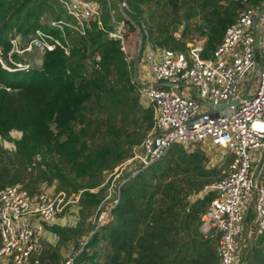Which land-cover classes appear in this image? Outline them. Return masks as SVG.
<instances>
[{
    "label": "trees",
    "instance_id": "16d2710c",
    "mask_svg": "<svg viewBox=\"0 0 264 264\" xmlns=\"http://www.w3.org/2000/svg\"><path fill=\"white\" fill-rule=\"evenodd\" d=\"M125 1L127 30L139 28L142 40L150 42L158 24L153 21L150 31L146 29L142 5L151 0ZM165 1L172 7L162 20V35L156 43L186 50V42L176 38L173 28H181L186 39L190 21L200 18L197 28L200 37L206 38L204 54L216 48L241 12L264 4V0ZM245 3L250 7L245 8ZM54 20H72L57 0H0V48L4 57L11 49L12 37L28 39L37 29L62 42L65 34L71 45L69 55L61 46L44 51L41 64L28 70L9 71L0 65V137L21 132L14 142L16 154L24 162L33 163L39 157L68 165L75 174L73 178L55 164L61 188L65 186L79 195L82 207H99L107 185L104 172L113 173L129 154L126 149L109 146L90 152L86 127L92 115L100 111L110 120L115 113L123 114V140L132 149L152 129L155 109L151 104H141L127 56L121 42L109 37L107 30L113 27L106 18V30L93 20L85 35L69 26L64 30L53 26ZM14 59L29 61L19 54H14ZM139 113L148 120L147 128L143 132L127 129L130 115ZM96 120L104 122V118ZM109 129L121 132L115 124ZM193 144V149L191 144H175L147 169L121 178L119 182L130 177L120 186L118 203L116 199L108 219L99 228L91 225L76 246L77 250L82 248L77 256L80 264H218L217 236L201 231L213 193L203 197L197 194L205 184L221 178L224 168L211 165L204 143ZM229 161L230 157L226 158L223 165ZM85 178L86 182L79 181ZM14 183H21V178L3 179L0 175V187ZM24 186L35 192L31 186ZM252 217H248L249 222ZM84 232L81 230V235ZM244 249L241 261L264 264V232Z\"/></svg>",
    "mask_w": 264,
    "mask_h": 264
},
{
    "label": "built area",
    "instance_id": "2783aa9c",
    "mask_svg": "<svg viewBox=\"0 0 264 264\" xmlns=\"http://www.w3.org/2000/svg\"><path fill=\"white\" fill-rule=\"evenodd\" d=\"M57 1L72 20H54L53 26L62 30L69 26L85 35L94 20L105 29V16L94 0ZM120 3L125 12L127 2ZM107 32L121 42V50L128 57L132 45L126 20ZM64 37L62 42L42 29H37L25 43L20 35L12 37L7 57L0 48V65L9 71L28 70L33 64L15 60L14 54L23 56L35 48L44 52L61 46L69 55L71 45L65 34ZM205 47L203 38L186 50L169 47L156 54L150 51L146 80L136 71L133 80L137 91L154 107L155 122L128 157L133 163L128 175L135 176L161 160L175 144L208 142L224 148L230 154L224 176L205 184L197 194L203 197L213 193L202 217L201 231L217 236L218 264H247L237 250L239 238L249 224L248 217L254 216L252 228L257 234L264 232V4L241 12L208 56H203ZM253 69L258 87L249 95L251 84L242 82ZM232 100H239V105L214 108ZM130 177L119 182V188ZM79 197L66 191L32 192L21 183L0 187V258L7 257V264H41L45 225L56 224ZM112 207L101 212L96 228L108 219ZM81 250H68L60 264H80L77 256Z\"/></svg>",
    "mask_w": 264,
    "mask_h": 264
},
{
    "label": "rangeland",
    "instance_id": "374dc122",
    "mask_svg": "<svg viewBox=\"0 0 264 264\" xmlns=\"http://www.w3.org/2000/svg\"><path fill=\"white\" fill-rule=\"evenodd\" d=\"M98 3L103 11V16L108 20V23L114 27L118 22H122L125 19H129L123 12L121 3L117 0H94ZM170 3L162 0V2L154 3L151 0L148 4L142 5L143 18L145 19V24L147 25L146 29L150 31L149 26H151L156 21L158 24L157 29L154 30V34H150L149 40H142L141 30L139 28L135 30H129L130 43L132 48L127 59L131 67V72L133 79L135 78L136 71L140 75L143 81L146 80L147 69H149L148 53L152 51L153 53H158L161 48H169L168 46L159 45L157 40L161 37L160 34L162 27V20H165V17H168ZM250 7V4L245 3V8ZM154 17V20H153ZM45 22V21H44ZM200 18L193 19L190 21L191 27L187 34V38L183 39L181 34V28L174 30V35L178 40L186 42L187 47L191 44L200 42L203 38L200 37L199 29L197 28L200 23ZM164 25V24H163ZM26 39L23 38L22 43H25ZM136 43V44H135ZM141 45H144L141 52L139 49ZM43 51L35 48L32 51L26 52L23 57L27 58L33 66H39L43 59ZM211 52H207L203 56H208ZM255 69L251 70L246 74L242 84H251L249 95H253L258 87V76L253 78ZM137 89V87H136ZM138 93V91L136 90ZM139 94V93H138ZM140 102L144 107L149 106L148 100L140 96ZM205 109V108H204ZM97 118H104V122L97 121ZM111 120V121H110ZM107 118V114L96 111L92 115L91 121L87 125L86 129L88 131V141L90 152H98L104 147H114L123 151L126 149L128 151V156H130L134 147L131 149L123 140V114L115 113L112 116V119ZM129 123L127 124V129L134 130L135 132H143L148 126V120L142 117V114L139 115L131 114L129 118ZM115 124L117 127L121 128L120 134H116L110 131L109 125ZM21 132L13 131L8 138L0 137V175L3 176V179L20 177L21 184L31 186L35 191H47V192H59L66 191L72 197H78L74 192H70V189H66L65 186L61 188V182L59 178L55 175V164L62 168L65 174L69 178H73L75 174L70 170V167L58 159L51 161V158L41 159L38 157L35 162L27 163L24 162L16 154L15 140L20 138ZM143 140V139H142ZM174 146V145H173ZM192 149L196 147L194 144L190 145ZM202 146V145H201ZM203 150L209 156V161L211 165L219 164L223 166L222 177L224 176V170L227 169L226 164L223 165V162L226 158L230 157V154L224 148H218L213 146L210 143H204ZM169 153V152H168ZM129 158L122 160V162L114 168V173L110 171L104 172L105 183L107 184L104 187L102 194L103 202L99 207L94 208H84L78 202L71 204L66 211L59 217L64 218L63 225L59 224V221L54 225H45V232L56 233L58 236V246H52L50 249H47V256H42L41 264H59V261L62 259V256L68 250H76L77 244L81 243L91 225H94L97 222V215L101 210L106 211L107 208H111L118 196L119 181L125 175H127L130 169L133 167V163L128 161ZM109 174V175H108ZM111 174V175H110ZM113 175V176H112ZM86 179H79L80 182H86ZM103 184V185H104ZM95 191V189H93ZM254 216L250 220L249 224L246 226L242 235L239 238L238 243V255L240 259L245 254V249L251 244L255 243V240L259 234L256 233L253 227ZM57 228L59 229L56 232ZM81 230H85L84 233H80ZM2 239L0 236V246ZM105 256L102 255V259ZM47 259V260H46ZM7 257L0 258V264H7ZM50 260V261H49ZM6 262V263H5Z\"/></svg>",
    "mask_w": 264,
    "mask_h": 264
},
{
    "label": "crops",
    "instance_id": "0c3cea01",
    "mask_svg": "<svg viewBox=\"0 0 264 264\" xmlns=\"http://www.w3.org/2000/svg\"><path fill=\"white\" fill-rule=\"evenodd\" d=\"M63 220H64L63 217L58 219L60 225H63ZM58 242L59 240H58V236L56 233L53 234L52 232H45V251H44L43 256H47L46 252L48 248L50 249L52 246H58ZM60 261H59V264H60Z\"/></svg>",
    "mask_w": 264,
    "mask_h": 264
},
{
    "label": "water",
    "instance_id": "95a60500",
    "mask_svg": "<svg viewBox=\"0 0 264 264\" xmlns=\"http://www.w3.org/2000/svg\"><path fill=\"white\" fill-rule=\"evenodd\" d=\"M165 85L169 86V84H165ZM231 105H239V100H232V101H230L228 103L214 106V108H216L217 110H223V109H226V108L230 107ZM209 106L213 107V105H211V104H209Z\"/></svg>",
    "mask_w": 264,
    "mask_h": 264
}]
</instances>
